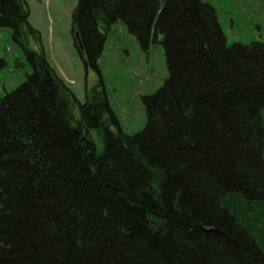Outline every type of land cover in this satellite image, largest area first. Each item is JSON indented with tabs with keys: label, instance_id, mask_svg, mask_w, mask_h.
Instances as JSON below:
<instances>
[{
	"label": "trees",
	"instance_id": "trees-1",
	"mask_svg": "<svg viewBox=\"0 0 264 264\" xmlns=\"http://www.w3.org/2000/svg\"><path fill=\"white\" fill-rule=\"evenodd\" d=\"M29 16L0 0L32 67L0 95V264H264V41L229 44L204 0H79L86 65L115 22L162 37L169 75L128 133L102 78L82 102L27 46Z\"/></svg>",
	"mask_w": 264,
	"mask_h": 264
},
{
	"label": "rangeland",
	"instance_id": "rangeland-1",
	"mask_svg": "<svg viewBox=\"0 0 264 264\" xmlns=\"http://www.w3.org/2000/svg\"><path fill=\"white\" fill-rule=\"evenodd\" d=\"M78 1L26 0L29 20L38 30V36L29 35L26 44L35 50L44 48L57 74L82 102L86 92L102 78L122 130L136 133L147 122L144 96L155 93L169 75L162 37L153 35L145 48L126 24L115 22L101 49L94 53L97 67L86 65L76 32L72 31V13ZM204 1L217 9L229 44L264 41V0ZM82 52L86 59L88 52L84 45ZM31 71L22 46L14 39L13 29L0 24V95L21 85Z\"/></svg>",
	"mask_w": 264,
	"mask_h": 264
},
{
	"label": "water",
	"instance_id": "water-1",
	"mask_svg": "<svg viewBox=\"0 0 264 264\" xmlns=\"http://www.w3.org/2000/svg\"><path fill=\"white\" fill-rule=\"evenodd\" d=\"M75 38H76V41H77V44H78V48L82 50L83 49V44H82L79 32L75 33Z\"/></svg>",
	"mask_w": 264,
	"mask_h": 264
}]
</instances>
